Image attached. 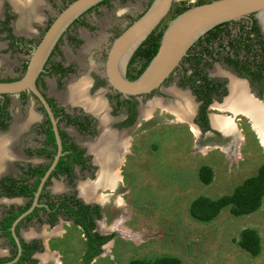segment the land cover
I'll list each match as a JSON object with an SVG mask.
<instances>
[{"label": "flooded vegetation", "instance_id": "flooded-vegetation-1", "mask_svg": "<svg viewBox=\"0 0 264 264\" xmlns=\"http://www.w3.org/2000/svg\"><path fill=\"white\" fill-rule=\"evenodd\" d=\"M17 1L28 17L24 27L19 7L0 1V83L25 78L49 27L75 0ZM208 1L173 0L165 19ZM152 2L91 5L61 31L31 85L0 91V264H64L76 252L64 244L74 240L82 243L81 264H91L108 245L112 250L124 236L119 195L140 157L136 139L160 125H186L193 154L214 149L232 161L247 143L244 127L264 150L248 111H264V31L252 14L202 35L151 92L126 96L113 84V42ZM163 22L128 56L127 79L138 78L154 56ZM115 70L122 75V62ZM175 110L190 115L184 121ZM213 118L231 130L215 127ZM155 148L152 140L150 152Z\"/></svg>", "mask_w": 264, "mask_h": 264}, {"label": "rangeland", "instance_id": "rangeland-1", "mask_svg": "<svg viewBox=\"0 0 264 264\" xmlns=\"http://www.w3.org/2000/svg\"><path fill=\"white\" fill-rule=\"evenodd\" d=\"M244 129L247 143L232 161L214 149L193 154V136L186 125H160L137 137L140 157L125 180L126 191L119 195L126 219L124 236L122 240L115 238L112 251L108 245L105 256L91 264H128L133 258L163 255L178 256L182 264H264V197L261 206L247 215L235 216L224 208L212 221L202 222L189 213V205L197 196L216 198L231 193L264 165V150L249 129ZM152 140L157 148L150 152ZM204 165L213 170L209 184L199 177ZM244 228L257 231L259 255L252 256L237 244ZM81 244L75 240L64 244V248L76 251L66 255L64 264H81Z\"/></svg>", "mask_w": 264, "mask_h": 264}, {"label": "water", "instance_id": "water-1", "mask_svg": "<svg viewBox=\"0 0 264 264\" xmlns=\"http://www.w3.org/2000/svg\"><path fill=\"white\" fill-rule=\"evenodd\" d=\"M101 0H75L53 21L44 38L34 51L25 78L18 83H0V91L18 90L31 85L46 55L61 31L82 11ZM173 0H153L151 6L113 42L108 59L109 74L126 95L149 93L157 88L174 71L186 56L189 48L213 27L254 15L264 31V0H211L191 6L172 19L164 28L156 53L142 74L129 80L123 70L128 56L160 25L168 14ZM122 62V75L115 69Z\"/></svg>", "mask_w": 264, "mask_h": 264}, {"label": "trees", "instance_id": "trees-1", "mask_svg": "<svg viewBox=\"0 0 264 264\" xmlns=\"http://www.w3.org/2000/svg\"><path fill=\"white\" fill-rule=\"evenodd\" d=\"M165 27L166 25L164 24L157 34L152 54L157 51ZM199 177L204 184H209L213 179L212 168L208 165L201 166ZM263 197L264 165L260 166L254 175L245 178L231 193L216 198L205 195L197 196L189 205V213L195 220L202 222L212 221L224 208H228L231 214L235 216L247 215L255 212L261 206ZM104 239L94 245L92 254L95 255L100 251L99 245ZM237 244L252 256H257L261 253L260 237L254 228H244L240 232ZM91 257L88 256L87 260H90ZM128 264H182V260L178 256L163 255L154 259L133 258L129 260Z\"/></svg>", "mask_w": 264, "mask_h": 264}, {"label": "bare ground", "instance_id": "bare-ground-1", "mask_svg": "<svg viewBox=\"0 0 264 264\" xmlns=\"http://www.w3.org/2000/svg\"><path fill=\"white\" fill-rule=\"evenodd\" d=\"M1 1V0H0ZM12 1V3L15 5V7H19V9H20V12L22 13V21H21V23H23L22 24V26L24 27L25 25H26V19H28V17L26 16V15H24V13H23V8H22V6L20 5V6H18L19 5V2L17 1V0H11ZM34 1V0H33ZM32 2V0L30 1V3ZM35 2V1H34ZM38 3V2H37ZM26 4V3H25ZM27 6V5H26ZM25 10V9H24ZM31 10H32V5L30 6V13H31ZM29 12V11H28ZM20 27H21V24H20ZM119 65H120V62H119ZM82 88H84V84H79L77 87H76V92H77V94H78V96H81V93L83 92L82 91ZM74 91H75V89H74ZM238 92V91H237ZM182 96V95H181ZM236 95H235V99H236ZM189 99V98H188ZM73 100V99H72ZM190 101V100H189ZM189 101H186L185 99H184V102H183V104H185V106L188 108V103H190ZM235 101H238V98L235 100ZM191 104V103H190ZM239 104V103H238ZM182 106H184V105H182ZM254 109H256V111L254 110ZM257 109H258V111H257ZM262 110H263V108H261ZM189 110V109H188ZM253 110L255 111V113L252 115V113H253ZM262 110H260V108H258V106H257V108H256V106H252V108H250V109H248V111H249V114L251 115V117H252V119H253V125H254V128H255V131H256V133H257V136H258V138H259V140H260V142H261V144H262V146H263V148H264V111L263 112H260V111H262ZM252 111V112H251ZM175 112V114L177 113L178 114V118L180 117L181 119H183L184 121L185 120H187V118H188V116L190 115V112H188V111H183V110H179V111H177V110H175L174 111ZM212 123H213V125L215 126V127H217V128H222L223 130H226V131H229V130H231V127L230 126H227V125H225V123L222 121V120H220V119H218V118H213L212 119ZM101 155H102V152H101ZM104 156H106V153H105V155ZM104 156H102V157H104ZM101 157V158H102ZM105 162V161H104ZM103 162V163H104ZM106 165H107V162H106ZM106 170H107V168H106ZM87 189V188H86ZM82 190V192H83V194L85 193V192H87V190ZM87 194V195H86ZM85 194V197L87 198V199H89L90 200V198H92V199H94V197H92V196H90V194L89 193H86ZM101 227V226H100Z\"/></svg>", "mask_w": 264, "mask_h": 264}, {"label": "crops", "instance_id": "crops-1", "mask_svg": "<svg viewBox=\"0 0 264 264\" xmlns=\"http://www.w3.org/2000/svg\"><path fill=\"white\" fill-rule=\"evenodd\" d=\"M209 197H210V196H209ZM211 198H215V197H211ZM127 242H128V241H127ZM124 243H126V242H123V244H124ZM109 250H110V249H109ZM111 251H112V250H111ZM105 254H106L105 252H102V253H101V256H105ZM63 258H64V257H63ZM63 260H64V259H63Z\"/></svg>", "mask_w": 264, "mask_h": 264}, {"label": "clouds", "instance_id": "clouds-1", "mask_svg": "<svg viewBox=\"0 0 264 264\" xmlns=\"http://www.w3.org/2000/svg\"><path fill=\"white\" fill-rule=\"evenodd\" d=\"M119 14V13H118ZM90 62H91V60H90Z\"/></svg>", "mask_w": 264, "mask_h": 264}]
</instances>
